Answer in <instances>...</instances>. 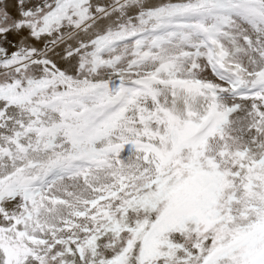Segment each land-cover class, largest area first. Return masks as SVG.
<instances>
[{"label":"snow or ice","instance_id":"obj_1","mask_svg":"<svg viewBox=\"0 0 264 264\" xmlns=\"http://www.w3.org/2000/svg\"><path fill=\"white\" fill-rule=\"evenodd\" d=\"M0 264H264V0H0Z\"/></svg>","mask_w":264,"mask_h":264}]
</instances>
